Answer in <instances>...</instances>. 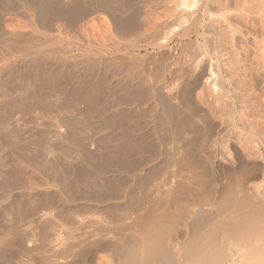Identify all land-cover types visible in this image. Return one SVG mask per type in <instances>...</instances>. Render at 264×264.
Masks as SVG:
<instances>
[{"label":"bare ground","instance_id":"bare-ground-1","mask_svg":"<svg viewBox=\"0 0 264 264\" xmlns=\"http://www.w3.org/2000/svg\"><path fill=\"white\" fill-rule=\"evenodd\" d=\"M147 1L152 2V0H66L65 3H58L57 0H0V8H1L0 10L5 12V14L7 13L13 14V17H14V14L19 13V15L24 18L21 20L28 19L29 22L32 21L33 22V23L31 22L32 25H28V21L26 20L27 24L25 22L26 24L25 26L27 25L32 26L31 28H35L37 26L38 28L36 29L37 31L40 32L41 30H43L42 32L44 33L41 32L42 36L47 35L48 31L49 32L51 30L54 31L53 30L54 27L59 28L61 26L63 27V29L70 28V31L73 30L72 29L73 27L77 29H80V28L82 29L84 25L80 27L78 26L79 25L78 23L81 19H84L86 17L85 15H88V14L90 15L91 13L94 14L95 12H104L110 18V23L109 24L107 23L106 28L109 29V31L111 32L117 33L116 35L128 36L130 34L134 35V33L137 34L138 32H140L139 30L141 28L143 30L145 28H148L146 26L144 28L143 26L144 24L141 25L136 21L138 16L135 15L137 14V12L134 9L136 4L137 5L140 3L145 4ZM168 1H169V4H171V7L173 8H176L177 3H180V0H168ZM208 1L209 0H202L200 8L192 14L188 15L185 13L184 14L181 13L182 15H176L177 12L176 13L174 12L175 14L173 13V15H170V16L167 15L168 18L170 17L175 22L174 23L175 25L177 24L179 25L181 23L187 24V22L193 25V28H192V25L190 24L191 26L189 27L192 28V29L190 28L191 29L190 31L185 32L182 35H179L180 42L184 43V40L187 39L190 45V48L193 45L197 46V48L193 46L195 50L191 49L194 51L190 50V53H188L186 64L179 63L180 62L179 59H177L176 55H174V52L171 49H169L171 47L166 48V44H165L166 41L163 40L164 41L163 42L162 39L160 40L161 38L160 36H162V34L159 35L161 33V31H159L160 32L158 34L159 36L158 35L157 36L160 38H155V36L154 37L152 36L153 37L152 39H157V40L149 41V43L153 42L151 43V45L155 51V57H154L155 60H153L155 64H153L154 70H152L151 75H149L151 79V80L149 79L150 86H148L146 91L144 90L145 92L140 91V90L137 91V89L134 90L130 86V82L129 83L124 82L125 85L124 84L122 85V88H120V91L117 90L118 88L117 89L115 88L118 92L117 91L115 92L113 90H112L113 92H111V90H107L109 91V94H106L104 93L105 91L103 87H102L103 92L100 91L101 88L98 87V86H101L99 85L100 83L103 84V82H100L101 80L99 81L100 83L98 82L99 84L97 83L98 85L97 86L94 84L95 82L92 83V81L91 83L94 85L89 84L90 82L88 83L87 81H90V80H87L86 78L87 81H85V78H84V82L85 83L87 82L88 85L86 83L87 89L84 88L85 83L84 85L82 84L83 86L81 85L83 89L86 90V91H83L84 93L82 92L83 89L80 90V92H82L83 94L81 93L76 94L73 92L74 94H76L74 96L73 93L69 92V94H71L70 97L74 96L76 97V100L86 104V108L83 112L84 116H81V115L79 116V113L81 114V112L83 111V110L81 111L77 109L79 108V106L74 107V108L72 107L75 111L76 110L78 111L75 114L71 112L68 113L69 111L68 112L62 111L61 113L59 112L61 115L59 116L57 114L56 116H54V118L58 116L59 118L56 119L53 122V124H51L52 121L50 119L48 120L50 121V124L53 126V128H55V130H49L51 125L46 120L47 118L45 119L44 117L45 116L48 117V115L50 116L53 115L54 112L56 113L55 110H59V111H61V109L67 110L65 109V107L68 108V106L63 104L64 107H61L62 104L60 105L59 102H58L59 105L57 106L56 105L57 103L55 104V102L51 101L50 98L55 97V96H52L50 98L48 97L49 91L47 92L45 90L47 88L45 87V85L44 86L42 85V82H44L43 84H45V80L49 79L48 77L52 76L53 74H57L58 76L57 75H54V76L58 78L60 75L59 72H61L63 69L65 70L69 69V71L70 69L78 70L79 69L78 65L80 64V62L82 61L84 62L85 60L83 59H86V60L88 58L90 59L91 55H96L97 57H99L98 55L101 56L102 54L109 55V53L113 52V50L117 51L118 48L116 45H115L116 47L114 45L113 46L112 45L95 46V45H92L93 43L90 44L91 42L90 43L88 42L86 44L82 43L80 45L78 44L79 46L75 45L74 48H71V46L68 47L71 44H69L68 46L66 45L69 42L68 41L65 44L66 45L65 47H68L66 51L60 52L57 56H51L49 53H45L44 51L45 49H48L49 46H47L44 49L45 46H43L42 48V46L37 45V44H41L43 39H40L41 40L40 41L37 38L38 40L37 41L35 40V42H38L36 44L38 47L33 45L32 47H35V48H32L31 47L32 43L30 44V42L33 40V38L32 39L30 38L32 37V35L29 37L26 36V34L22 35L23 31L20 32L22 36L20 34L19 35L17 34L18 36H21V37H24V36L27 37L26 40H22V38H20L22 40V41H20V39L18 40L20 41V43L21 42L23 43V41L25 43V41H28V39L30 38V40L26 42L30 44V48L24 45L25 47H28L27 48L28 50L29 49L30 50L27 51L26 49V51H24L22 49L23 51H21L20 49L23 48L22 46L19 49L20 50L19 52H21L19 54L17 47H15L17 50L16 52L19 55L17 54L18 57L16 55L17 58L14 57V59L12 58L13 56L10 57L12 62L10 63L9 61V63L11 65L9 64H6V65H8L9 67L15 65L17 68L18 66H20L27 73H29L30 70L35 69L36 73L38 74L35 75L36 73H34L35 76L31 77V75H33L31 73L35 72V71H32L30 74H28L30 75L28 77H30L31 80L34 77H36L34 80L36 79H39V80L34 81L35 85H32L33 81H31L32 82L31 83L29 79H27L28 82H30V85H32L30 87H33V86L34 87L31 89L29 88L27 89L23 87V85L20 83L23 82V78L27 77V75L25 76L24 74L25 72L21 70L23 72L22 75H24V77L22 76L23 78L21 77L22 82H20V80L16 81L17 79L15 80V82H18L19 83L18 85L20 86L22 85L23 88L18 86L17 83L15 84V82L14 84L17 85V88L20 87V89H23V90L22 91L19 90L20 93L18 95L15 94L18 98V101L14 100L16 96L14 98L12 97L13 94H11V97L14 98L13 100L15 101L16 106L15 105H14L15 107L12 106L13 108H11L10 111L12 112V109L18 106L19 108L22 107V110L21 111L19 110V114L21 112L24 113L23 109L25 108L27 109L28 107H29L28 109H30L31 107H33V105H36L33 108L36 107L35 109L37 110H38V106H40L41 108H43V110L47 109V110L52 111V113L49 111L51 114H48V115H46L47 113L46 114L44 113L45 115H42L43 113L40 114L45 119V120L42 119V117H41L42 120L40 119L42 123L44 120L45 127L48 126L47 124H49L50 126L47 127V129L49 128L48 129L49 131H46V130L44 131L43 130L44 128L40 129L42 133L40 134L39 139H38L40 140V142H44V143L47 142V139L50 140L52 138L54 140V143L52 144H50L49 142L47 143L48 147H46L47 144L44 145L45 147H42V145L39 144L41 145L39 147L40 149L43 148L44 151L47 149L46 151L48 154L49 153L51 154L52 159L50 158H49L50 160L40 159L41 161L38 162V164L40 163L39 165L44 171L45 170L47 172L49 171L53 177L55 176L58 178L59 181L58 180L57 181L59 183L57 184H60L59 185L60 189H58L59 186L55 187V189L57 188V190L61 192V194L60 192L58 194L59 195L58 199L60 196H62L67 205H62V203H59L60 201L57 202V200L54 199L53 194L50 195L51 193H53V191L50 192L51 189L50 191H48L49 193L45 192L47 195L45 194L43 195V193L39 195V193L38 194L36 193L32 196L31 194L32 197H30V202L28 204H26L25 202H21V203L26 204L23 210L27 211V214L29 215H31L32 212L34 213V211H36L40 206L42 207L44 204H46L47 206L49 205L48 207H45V208H52L53 210H56L57 214L56 215L54 214V215H55L56 220L58 218V221L50 220V219L43 221L44 218H47L48 216L51 217V214H53L52 212L54 211H52L51 214H49L46 217L45 215L39 216V217L37 216L36 220L32 219L33 217L36 218L33 214L31 216L32 218L30 217L31 220L37 221L39 219L37 221L38 225L36 224V222L34 223L37 227L36 226L34 227V224H33V228L34 229L36 228L37 231L35 230L34 231L32 230L33 232L29 231L30 233L27 234V236H26V233L25 234H22L23 232L19 233L18 232L19 228L17 230L14 229L18 225L14 228L9 227V222L7 221L8 225L6 226H8V228H5L4 227L5 225H2L3 229L2 227L0 228V261H4V262L11 261L13 263V260H14V263H15V259L16 260L18 259V257L15 258L16 257L15 254H16L17 256L19 255V257L21 255H22L21 257L25 256L26 262L22 260V258L21 260L20 258L18 259L19 261H22L21 264L23 263V261L25 262L23 264H264V192L260 194L254 188V186L250 185L251 176L255 174L256 172H258L257 170H259L257 168L258 166L256 167L257 164L250 166L245 162L242 163V161L241 162L239 161L240 165H238V167L229 169L217 163L214 164V162H210L208 160L210 157L209 154H207L206 156L204 155L205 159H203L204 160L203 161L201 158V155L199 156L198 154L200 152H197V151H201V149L198 150V148L205 146L208 143L209 139L211 140L212 138V142H214L220 139L221 137H228L232 129L234 128L232 114H228L225 117H222L218 120L213 119L214 121L211 122L209 120L211 118L208 119V117H206L207 115L205 114L206 115L205 116L200 111V107L198 108L196 106L197 104L194 102V98L197 94L198 88L202 85L209 84L211 81L210 74L206 71L204 65L199 66L198 69L192 68V65H193L192 63L196 61L197 57L201 55L205 57L206 59H210L211 57L215 58L216 62H218L217 66H219L221 68L220 70H223L224 72V64L222 63V60L218 58L217 53L216 54L210 53L205 48V45H204V31L201 28L204 24L205 18L209 15ZM149 2H147V4ZM18 9H19V12H18ZM3 12L2 14H4ZM57 19H62L64 21V24L63 25L61 24L60 26L58 25L59 26L58 27L56 24H54L55 20ZM139 20L140 22H142L141 19ZM172 20H171L172 24L170 23V21L168 22V20L167 22L170 23V26L171 25L175 26ZM158 21L161 23V20L158 19ZM165 21L166 20H164V22ZM33 24H35L36 26L34 25L33 27ZM8 25H9V29H11L10 28L11 25L10 24ZM20 25L21 24H18V25L16 24L13 26H20ZM165 26L166 25L162 24L163 29L164 28L168 29L169 26L168 25L167 27ZM181 26H178V27H181ZM187 26L188 25L186 26L183 25V28L181 29H185V28L189 29V27ZM4 27L3 28L0 27V36L1 35L5 36L4 34L6 33V31L4 30H8ZM90 27L93 28L94 26L92 25ZM15 28L16 27H14V29ZM149 28H150V25H149ZM27 30L28 29H26V32L24 31L23 34L31 32V33H28V35H30L36 32L35 29L32 32L30 27H29L30 31L28 30L27 32ZM63 31L65 30H62V32ZM157 31L155 32L157 33ZM11 32L13 33L14 31H11ZM39 32L38 34H40ZM8 33H10V31ZM14 33L12 35H14ZM38 34L34 36V39L38 37L37 36ZM92 35L93 34L91 35L87 34V36H90V38L92 37ZM0 38H3V37H0ZM12 38L10 37L11 40H13ZM96 38L97 37H95V39ZM5 40L6 38L2 40V42H4L3 45L5 44ZM50 41H53V40H49V42ZM54 42H56V40ZM65 42L61 41V43L60 42L59 43L61 45L62 43L64 44ZM11 43H14V40L11 41ZM15 43L18 44L16 39H15ZM0 44L2 45L1 41H0ZM52 44L54 43H51L50 47ZM180 45L181 43L179 44V46ZM73 46L74 45H72V47ZM6 47H9V46H6ZM11 47L12 48L10 49L7 48L5 50H11L13 49L14 46H11ZM57 47H58V44H57ZM118 47H119V50H121L120 44ZM119 50L117 52H119ZM123 50L124 49L122 48V51ZM127 50L128 49H125L124 53H131L130 51H127ZM75 51H77V53H75ZM14 52H15V49L13 53ZM9 53L10 52L6 54L4 51L3 53L5 54L4 57L6 55L8 56ZM41 53L45 54V56H43ZM40 54L41 56H39ZM135 54H134V57H135ZM109 56L108 58H110ZM4 57L0 58V62L4 59ZM132 57H129V58H132ZM118 60H121V58ZM88 61H85V63ZM4 62L6 61L4 60L2 63ZM2 63L0 64L3 65ZM85 63L83 64L85 65ZM88 63L86 64L88 65ZM132 64L134 65V63ZM13 67H11V70ZM6 68L5 70H7ZM130 68L128 67V69ZM67 72H65V74L69 75L67 74ZM74 73L75 71H73L72 74L70 73L71 78H73L74 76H77V74L75 75ZM4 74L5 72L3 73V75ZM148 74H150V72ZM1 75L2 73L0 72V77ZM83 76L85 77V75ZM5 78L9 79V77H5ZM5 80L4 82H6ZM52 80H55V79H52L50 77V80H48V82L49 81L52 82ZM55 81H53V83H55ZM2 82L0 83L1 85H2ZM24 82H25L24 84H26L27 81L24 80ZM8 83H10V81L8 82L7 80L6 85H9ZM81 83H83V81ZM10 84H12V82ZM77 84H78V87H80L79 85L80 83H76L75 85ZM28 85L29 83L27 84V86ZM58 85L59 83L57 84V88H62ZM94 86L98 87L97 90H96V87ZM78 87H76V89ZM74 89L75 88L71 90H74ZM61 90L59 89V91ZM77 90L79 91V89ZM62 92L64 94V91ZM8 94L10 93L8 92L7 94H5V96L7 95L6 97H8ZM215 94L217 95L216 97L218 98H225V99L230 98L228 85L225 80L223 82V85H220V87L215 91ZM110 95L114 96V100L110 97ZM11 97H8V98L10 99ZM70 97L68 98L72 99ZM98 97L102 98V100L105 103L104 105L102 104L103 101H101L100 99L99 100L101 101L102 105L101 104L100 106L98 105L99 101L97 102L98 104L95 103L96 102L95 99H98ZM109 97L112 99L113 102L121 103L120 105H123L122 103H127L128 105V101L131 97H136V98L146 97V101L151 105L153 104L152 106H154V108L153 107L152 108L154 109L155 112L153 111L154 115L152 119H150L151 127L150 126L148 128L145 127L147 128L145 129L143 128L144 126L141 127L140 125L141 128L137 127L139 128V130H137V133H133L134 131L132 130L131 127H134V126L130 124H127L128 126L125 125L127 122L124 123V121L128 119V117L126 119V116H128L127 114L128 110L125 112L124 111L125 109L119 112L117 111L118 113L116 112L117 114L115 116L112 114L109 117L107 116V118L103 120L104 124L102 122H101L102 124L99 123V125L100 124L103 125V129L105 127L104 131L107 128L110 131L103 132L104 134L103 133L102 135L100 134L101 136L98 134L97 136H99V138L97 137V139H94L95 140L94 142L91 141L93 139L90 140L94 144L96 142V148H99V150L101 149L100 150L101 155L98 154L99 157L98 155L97 157L100 158L99 161L102 162L101 164H103V166L100 165L101 168L99 166L97 167H99L100 170L103 168L105 172L107 173L109 169L108 166H109L110 169H112V171H114L115 173L116 172H118L117 174L121 173L122 177L115 176V175L110 177L111 176L110 175L109 177L104 178L102 180L100 179L96 180L95 178L96 175L94 171H92L93 173L86 172L85 169L87 167L82 168V167L77 166L75 168L74 166H72V165H75L72 159L78 161L80 164H83L84 161L86 160H89V161L91 160L92 163H94L93 162L94 159L96 160L97 157L96 155L94 157V154H93L94 152L93 153L91 152L93 154V156H91L92 154L89 153L88 151L89 147L87 146V144L90 145L91 142L87 141L88 143L86 144L85 138L89 137L90 134L86 136L87 131L85 128H88L90 125H96L97 123L94 124L93 123L94 120L91 122L90 117L93 116L94 112H92L93 113L92 115L88 116L86 114V111H89V110H95V111L103 110L104 111V109L108 107L107 102L109 101L108 100ZM53 99H55L56 101V97ZM3 100H7V99L4 97ZM3 100L1 101L2 103L5 104L6 101L3 102ZM12 101L11 103L14 104V101L13 102ZM113 102L112 104L110 102L109 104H111L112 106L111 105L109 106L115 107L113 105L115 103ZM228 102H230V100ZM7 105L8 104H5L3 106L5 107ZM11 105H9V107H11ZM3 106L1 105V107ZM59 106L61 107V109L58 108ZM71 106L72 104L70 105V108ZM4 107H3V111L5 112L8 106L5 107L6 108L5 110H4ZM72 108L70 110H73ZM16 109L18 110V108ZM16 109H14L13 113L16 112ZM0 110H2V108ZM105 110H108V108ZM7 111L8 109L6 110V112ZM103 111H101L100 113L104 114L105 112H107V111L105 112ZM39 112H43V111H39ZM39 112L37 111V113ZM63 112H65L66 114L68 113L69 115H66ZM16 113H18V111ZM23 113H21L22 116L26 114V113L25 114ZM30 113L31 112L27 113V115H31ZM100 113L98 114L100 115ZM85 114L86 116L89 117V119L88 117H85ZM1 116H2V113H1ZM5 116L3 117L6 118L5 121H7V120H10V118L13 115L11 117L8 115L9 119H7L8 117H5ZM36 116H39V115H36ZM25 117L26 116H24V118ZM30 117L31 116H28V119ZM34 118L36 119V117ZM51 118L53 119L52 116ZM11 119H15V117H12ZM18 119L20 118L18 117ZM37 119L39 120V118ZM34 120H31V121L28 120V122L33 121L31 125L29 124L32 128L35 127V126H32V124H34L35 122ZM3 121L2 123L0 122V124L1 125L3 123L5 124L2 125L3 127H1L0 125V128H3L0 131H3L1 133H5V135L7 136V137L3 136L4 139L7 138L6 139L7 141L5 140L7 143L3 146H7V149L13 150V143H18L20 145L19 150H16L15 152L19 151L18 154H20L21 157L25 156L24 160H26V156H27L26 154L28 150H30L29 148H31L34 145L33 144L34 140L32 141L31 139H28V140H31L30 143L31 142L33 143H31L32 144L31 147L30 145L26 146L25 142H28V141H26V139H24L22 136L24 133H25L24 136H27L26 132L22 130L24 132V133L22 132L23 134L17 133L19 136L21 135L20 137L18 136L19 138L22 137L21 139L22 140L24 139V143H23L21 139L18 140L19 138H16L17 135H15V132H14L15 130L13 131L14 126L13 127L9 126L12 122L7 123ZM46 121H47V124H46ZM19 122L18 124L20 123L22 124V122L20 123ZM41 122L39 121L38 123H41ZM147 122L150 123V121H147ZM129 126H131L130 127L131 130ZM40 127H42V125ZM61 127H63V130H64L63 132H61L62 130ZM109 127L112 128V130ZM38 128L36 127V129ZM84 129L86 131V135H85L86 137L81 134L84 131ZM98 129L94 131L95 132L100 131ZM16 131L21 132V130L19 129H16ZM49 132H52V134L49 135L50 134ZM93 135L92 136L96 138L95 133ZM27 137L31 138L29 136ZM80 138L81 139L83 138V139L81 140ZM88 139L89 138H87V140ZM0 141H3V140L0 139ZM35 145L33 146L34 149L36 147V149L38 150L39 149L37 147L38 145L37 146ZM14 147L16 149V144H14ZM7 149H4V150H7ZM4 150L1 149V151H4ZM203 150L201 151L202 154H203ZM38 152L40 151L38 150L37 152H31V153L38 154ZM5 153H7V151H5ZM144 154H147V155H144ZM59 157L60 158L63 157L64 159H71L72 167L71 168L61 167L58 163ZM152 158L158 159L160 161L156 164H152L151 167L144 168L142 174L136 175L137 174L135 173L136 169H138V167H142V165H147L148 163L146 164V162H148L150 159L153 160ZM206 159H207V162H209V164H206V161H205ZM33 161L31 160L32 164L33 163L35 164V162ZM89 161L88 162L86 161L85 163H87L88 165ZM67 163L69 164V160ZM97 163L96 165H99ZM89 165L91 166V163ZM96 165H93V166H96ZM210 165L211 167L215 168V171H216L215 173H213L214 171L213 169H211ZM97 167H94V168H96L97 170ZM105 167L107 168L105 169ZM209 167L213 172L209 169ZM140 169L142 168H139V170ZM40 172H42V170H40ZM214 174L216 175L214 176ZM49 178L51 179L52 177H49ZM11 179L9 178L8 182ZM156 179L158 182L162 181V184L160 185H158V183L153 184V182H155ZM4 180H6V178ZM52 180H53V183H55V180L54 179ZM19 184H21L20 186H22L23 182ZM151 184H153L152 185L153 187L151 186ZM12 185L14 187V184ZM154 185H158L161 187L155 188ZM80 186H83L87 190H90V191L88 192L86 191L87 193H83L80 195V193L78 194L80 190L79 189ZM24 188H27V187L25 186ZM257 189H258V186H257ZM58 191H56V193L54 194H57ZM151 191H154V193L152 194ZM79 198L81 200L82 198L83 199L85 198V200H91V201L93 200L94 203H96L95 201H98L99 202L98 204H100V202H105V204L103 203V206L100 205V206L95 207L96 208L95 213L91 214L90 217L91 218L94 217L96 220L93 218L90 221L89 216L87 217L89 218L87 220L92 222L91 227L88 225L90 227V229L88 230L86 229L88 227L86 224L87 220L83 219V222L86 224L84 225L82 223V220H79L80 218L78 217L79 218L78 219L76 217V219L80 221L81 224H83L82 225L83 228L87 226L85 229L81 228L82 227L81 225L80 226L78 225L79 222L75 224L73 222V218L79 215V213H76V212L81 210V208L82 209L85 208V206H82L78 202ZM112 199L115 201L116 199H118L119 201L117 200L118 202L116 201L117 203H115ZM110 200L114 202V205L108 204L106 202ZM75 202H78L79 204ZM9 205L10 204L8 203V208H9ZM11 206L10 208L13 209ZM16 207L18 208V206ZM16 207L14 206L13 211L17 209ZM5 208L7 207L5 206ZM90 208L93 209L94 207L92 206ZM20 210L21 208L20 209L18 208V211L17 210L15 211L17 212L16 214L17 217L19 216L18 214L20 213ZM46 210L47 209H45L43 213L44 212L46 213ZM5 211L8 212L9 209ZM25 211H23L22 213L28 216L27 214H25L26 213ZM89 211H91V209ZM10 212H8L7 214L11 215L9 214ZM37 213L39 214L42 212L40 211ZM38 214H35V215H38ZM94 214L103 215V217H100L98 215L99 216L98 218V216L97 215L94 216ZM26 216L24 217L26 218ZM28 217L26 219L27 221H28ZM23 218H20V219L23 220ZM55 222L56 223L58 222L57 226H59L60 222H64L65 224L61 223L62 227H66L68 226L67 224H70L69 226L70 228L66 227L63 232H60L59 231L60 229L63 230L60 226L58 230L59 233L56 234V232L58 231L57 229H56V232L54 231L56 227ZM3 223H5V221ZM26 225L29 226L32 224L28 222V224L27 223L24 224L25 227H28ZM21 229H26L27 231L28 228L21 227ZM50 230H53L54 232L52 233V231ZM49 232L52 233V235L50 233L51 236L48 235ZM53 234L56 235L55 238L52 237L54 236ZM24 240L27 241L25 245L22 243ZM32 258H34V260ZM7 263L9 264V262Z\"/></svg>","mask_w":264,"mask_h":264},{"label":"rangeland","instance_id":"rangeland-1","mask_svg":"<svg viewBox=\"0 0 264 264\" xmlns=\"http://www.w3.org/2000/svg\"><path fill=\"white\" fill-rule=\"evenodd\" d=\"M201 1L202 0H182V1L180 0V3H177L176 8L171 7V4H169V1L168 0L167 1L166 0H154V1L152 0V2L151 1L150 2L147 1V2H149L148 4H147V2L145 4L144 3H140L138 5L136 4V6H135L136 8L134 7L135 11L138 14V15L135 14L136 16H138V18L135 17V18H137L136 21L139 24H141V25L144 24L143 25L144 28H145V26L149 28V25H150V28L149 29L148 28H145L144 30L141 28L139 31L140 32L143 31V32H141V33L138 32L137 34L134 33V35L133 34H130L128 36H119V35H116L117 33H114V32L109 31V29H107L106 27H107V23L108 24L110 23V18L104 12H95L94 14L91 13L90 15L89 14L88 15H85L86 17L84 16L85 18L84 19H81L79 21V23H78L79 24L78 26H80V27L84 25L82 27V29L79 27L81 30L80 29H77V28H74V27L72 28L73 30L71 29L72 31H70V28L63 29V27H61L60 25L61 24L63 25L64 24V21L62 19H57V20H55L54 24H56L57 26L59 25L61 28L59 26L58 27L60 29L57 28V27H54V29H53L54 31H52V30L50 32L48 31V34L51 35V36H49L48 34H47L48 36L47 35L42 36L41 32L43 30H41L40 32L37 31L36 29H38V28H37V26L35 24H33V27H34V25L36 26L35 28H31L32 26H28V25H32V23H33L32 21L29 22L28 19L21 20V19H24V18L21 17L19 15V13L14 14V17H13V14H11V13L5 14V12H3V11L0 10V13H1L0 14V27L3 28L5 26L4 28L8 29V30H4V31H6V33L4 34L5 36H2V35L0 36V37H3V38H0V41L2 43V45L0 44L2 46V48L0 46V58L1 57H4V55H5V54H3L4 51H5L6 54H8V52H10L9 55H8L9 57L6 55L7 57L5 56L6 58L4 57V59L0 62V63H2L4 60L6 61V62L2 63L3 65L0 64V72L2 73V75L0 77V83L3 81L2 82V85L0 84V104L2 106L5 105V104H8L7 105L8 107L5 106L8 109L7 112H6L7 109L3 106L4 107V110L6 109L5 110L6 113L3 111V107H1V105H0V109L2 108V110H0V116H1V113H2V116L0 117V122L2 123L3 120L4 121L6 120V118H4L3 116L6 115L5 117H8L7 119H9V116L11 117L13 115L12 117H15L16 120L15 119H11L12 118L11 117L10 120H7L5 122H7V123L8 122H10V123L12 122L13 123V124L11 123L12 125L10 124L9 126H11V127L14 126L13 131L15 130L14 131L15 132V135H17L16 138H19L21 136V135L19 136L17 133L23 134L24 132H26L27 136L31 137V138H28L27 136H24L25 133L22 135L23 138L26 139V141H28V142H25V145L26 146L30 145V147H31L32 146L31 143L34 142L33 144L35 145L37 143L35 146L38 145L37 146L38 148L41 145H42V147H45L44 146L45 144H47L48 142L50 144H52V143H54V140L51 138L50 140L47 139V142L46 143L40 142V140H38L40 134L42 133L40 129H43L44 128L43 129L44 131L45 130L46 131L55 130V128H53V126L51 124H53V122L56 119L59 118V116L61 115L60 113L62 111H65V112L66 111L67 112L69 111L68 113L71 112V113H74L75 114L78 111L77 110L75 111L73 108L79 106V108H77V109L78 110H81V111L83 110L81 112V114L79 113V116L80 115L81 116H84L83 115L84 114L83 112H84V110L86 108V104L83 103V102H80V101L76 100V97H74V96L76 94H80V93L83 94L84 93L83 91H86L85 89H87L86 86L88 85L89 82H90L89 84H92V83L95 82L94 84L97 85V83L101 80L100 82H103V84H101L99 82L100 84L99 83L98 84L101 85V86H98V85L97 86L99 88H101L100 91H102V92H103V89H104V91H105L104 93H106V94H109V91H107V90H111V92H113V91L116 92L117 90L120 91V88H122V85L124 84V82L125 83H129L130 82V86L134 90L137 89V91L138 90H140V91H144L145 90L146 91L147 88H148V86H150L149 85V83H150V81H149V79H150L149 75H151V71L154 70V65L153 64H155V62L153 61V60H155V58H154L155 57V51H154V49L152 48V45H151V43H153V42L149 43V41H152V40L155 41V40H157V39H152L154 36H155V38H160L161 37L160 40L162 39V41L163 40L166 41L165 42L166 48L171 47L169 49H171L174 52V55H176V58L179 59V61H180L179 63L186 64L188 53H190V50L191 49H194V47L197 48V46L196 45H193L194 47L192 46L193 48L192 47L190 48V45H189L187 39L184 40V43L183 42H180L179 41V37H180L179 35H182L183 33L190 31L193 28V25L191 23H189V22H187V24L181 23L179 25L178 24L175 25L174 24L175 22L170 17L168 18L167 15L168 16L173 15L174 12L175 13L177 12L176 15H182L184 13L185 14H188V15L189 14H192V13H194L195 11H197L200 8ZM57 2L58 3H65L66 0H64V1L57 0ZM19 9H21V8H19ZM19 9H18V12H19ZM208 10H209L208 11L209 15L205 18L204 24H203V26L201 28L204 31V45H205V48L210 53H212V54L213 53H215V54L217 53L218 58H220L222 60V63L224 64V72H223V70H220L221 68L219 66H217V63L218 62H216L215 58L211 57L210 59H206L205 57H203L201 55L198 56L197 59H196V61H194L195 63L194 62L192 63L193 64L192 65V68L193 69H195V68L198 69L199 66L204 65L206 71L210 74L211 81H210L209 84L202 85V86H200L198 88L197 94H196V96L194 98V102L197 104L196 106L198 108L200 107V111L204 115L205 114L207 115V116L206 115L205 116L208 117V119L211 118V119H209L211 122L214 121L213 119L218 120V119H220L222 117H225L228 114H232L234 128L232 129V131H231V133H230V135L228 137H221L220 139H218L217 141H214V142H212V138H211V140L209 139L210 142L208 141L209 144L207 143L205 146H203L204 148L203 147H201V148L199 147L198 150L201 149V151H202L204 149L203 150V154H202L201 151H197V152H200L198 154H199V156L201 155L202 160L205 159V156L207 154H209L210 157H209L208 160L210 162H214V164L217 163V164L222 165V166H224L226 168H229V169L230 168L238 167V165H240L239 164V161L240 162L242 161V163L245 162V163H247L250 166L251 165L253 166V165H256L257 164L256 167L258 166L257 168L259 170H257L258 172L255 173L256 175L253 174L251 176L250 185L254 186V188L257 190V192L261 194V193L264 192V0H209L208 1ZM2 12L4 14H2ZM20 12H21V10H20ZM165 13H166V15H165ZM139 19H141L142 22H140ZM158 19L161 20V23L158 21ZM26 20L28 21V25L27 26H25L27 24ZM164 20H166L165 21L166 24H165ZM167 20H168V22L170 21V23H171V20H172L173 21V24L175 26H173V25L170 26V23H168ZM23 21H24V23H23ZM101 21H102L103 24L101 23ZM25 22H26V24H25ZM29 23H31V24H29ZM8 24L11 25L10 26L11 29H9V25ZM16 24L17 25L18 24H21V25L20 26H13V25H16ZM98 24H99V26H98ZM162 24L163 25H166L165 27H167V25H168L169 26L168 29L167 28H164L165 29L164 30L162 28ZM190 24L192 25V28L189 27V26H191ZM92 25L94 26L93 28L90 27ZM183 25L184 26L188 25L187 27H189V29H186V28L185 29H181V28H183ZM156 26H157V28H156ZM178 26H181V27H178ZM14 27H16V28L14 29ZM29 27L32 30V32L34 31V29H35L36 32L33 33V34L28 35V33H31V32H28ZM87 27L88 28L90 27V28L88 29ZM102 27L103 28L105 27V28L103 29ZM177 28H178V30H177ZM26 29H28L27 30L28 33H24L23 34L24 31L26 32ZM67 29H69V30H67ZM92 29H93L94 32L92 31ZM39 30H40V28H39ZM62 30H65V31L62 32ZM9 31H10V33H8ZM11 31H14V32L16 31V32L15 33L13 32L14 35H12L13 33ZM21 31H23L22 32V35H25L26 34V36H28V37L32 35V37H30L31 39L33 38V40L30 42V44L32 43L31 44V47L33 45H35L36 47H38L37 45H40V46H42V48H43V46H45L44 47V49H45L47 46H49L48 49H45L44 51H45V53H49L51 56H57L60 52L66 51L68 49V47H70V46H71V48H74L75 45L76 46H79L82 43H85L86 44L88 42L89 43L91 42L90 44L93 43L92 45H95V46H97V45L98 46H100V45H102V46H108V45L109 46L110 45L113 46L114 45L115 46L116 45L117 48H118V50H119V47L118 46L120 44V49L121 50H119V52H117L118 50L117 51L116 50H113V52L109 53V55H111V54L114 55L115 54L114 56L113 55L109 56L108 54H105V55L102 54L101 56L98 55L99 57H97L96 55H91L90 56L91 57L90 58L91 60L89 58L87 60L86 59H83L85 61L90 60L88 62L91 65L88 62H86V63H88V65H87L85 63V61L84 62L82 61L83 63H85V65L82 62H80V64L78 65L79 69L77 68L78 70H73V69L71 70L70 69V71H69V69H66V70L63 69L61 72H59L61 76L59 75L58 78H56V76H54V75H57V74H53V75L51 74L52 76H50V77L52 79H55L56 81L55 80H52V82L51 81L48 82V80H50V77H48L49 79H46L45 80V84H43L44 82L41 81L42 82V85L43 86L45 85V87L47 88L45 90L47 92L48 91L50 92V93L48 92V97L49 98L52 97V96H55L56 97V101H55V99H53L55 97L50 98V100L53 101V102H55V104L57 103L56 104L57 106L59 104L60 105L62 104L61 107H64L63 104H65L66 106H68V108L65 107V109H67V110H62L61 107L59 106L58 108L61 109V111L55 110L56 113L53 110V112L55 113V114L53 113V115H51L53 117V119H54L53 120L51 118V116L48 115V114H51L52 113L51 110H47V109L46 110H43V108H41L40 106H38V110H37V109H35L36 107L33 108L36 105H33V107H31L33 109H31V108L28 109L29 107L27 109L26 108L23 109L24 113L23 112H21V113H23V114L26 113L24 115L26 117L24 118V116H22L21 113L19 114V110L21 111L22 110V107L19 108L17 106L16 108H18V110L16 108H14V109H16V112L18 111V113H16V112L13 113L14 109H12V112L10 110H11V108H13V107L16 106L14 100L18 101V98H17L16 95H18L20 93L19 90L20 91L23 90V89H20V87H22V85H23V87H25L27 89L28 88L31 89L34 86L33 87H30V86L35 85V82L34 81L39 80V79L34 80L36 78V77H34L31 80V78L28 77V76H30L28 74H30L32 71H35V69L34 70H30V72L27 73L20 66H18V68H17L15 65H13L14 67L13 66H10L9 67L8 65H6V64L11 65L10 63L12 62V60H11L10 57L13 56L12 57L13 59H14V57L17 58L18 55L21 53V52H19L20 50L21 51H23V50L26 51V49L28 47L30 48V44L29 43H26V42H28L30 40V38L28 39V41H25V43H24V41H23V43L21 42L22 44L20 43V41L26 40V38H27L26 36H24L25 39H24V37H21L22 36L20 34ZM155 31H157V33ZM159 31H161V33ZM38 32L40 34H38ZM42 33H44V32H42ZM61 33H63V34L65 33L64 34L65 36L63 34H61ZM15 34L16 35L17 34L18 35L20 34L21 36H18L17 35V37H18L17 38ZM36 34H38L37 35L38 37H36L34 39V36H36ZM87 34H89V35L93 34L94 36L92 35V37L90 38V36H87ZM158 34L159 35L162 34V36L158 37L159 36ZM58 35H60V36H58ZM46 36L48 38L49 37L50 38L48 39ZM52 36L54 38L57 36L55 38L56 42H54L55 40H54V38ZM10 37L11 38L13 37L12 39L14 40V43H15V39H16V41H17L18 44L11 43V41H13V40H11ZM95 37H97V38L95 39ZM5 38H6L5 44L3 45L4 42H2V40H4ZM20 38H22V40ZM37 38L39 40L40 39H43L42 40V43L40 42L41 44H37L38 42H35V40L36 41L38 40ZM19 39H20V41H18ZM64 39H65V41L66 40L67 41L65 42ZM177 39H178V41H177ZM44 40H46L47 42L44 41ZM49 40H53V41H50V42L51 43H54V44L56 43V44L55 45L52 44L53 47H52V45L50 47V44L51 43L49 42ZM61 41L62 42H65V43L64 44L62 43L60 45ZM46 43L49 44V45H47ZM180 43H181V45L179 46ZM27 44H29V45H27ZM44 44H46V45H44ZM57 44H58V47H57ZM65 44L67 46L69 44H71V45H69L68 47H65L66 46ZM24 45L25 46H28V47H25ZM72 45H74V46L72 47ZM6 46H9V47H6ZM11 46H14L13 49H11V50H5L7 48L8 49L12 48ZM22 46H23V48H21ZM15 47H17L19 54L16 52L17 50H16ZM63 47H65V48H63ZM173 47H175V48H173ZM32 48H35V47H32ZM122 48L124 50L125 49H128L127 51H130L131 53H124V50L122 51ZM14 49H15V52L16 53L15 52L13 53ZM29 50L27 49V51H29ZM194 50H191V51H194ZM6 51H8V52H6ZM75 53H77V51H75ZM10 54H11V56H10ZM12 54H14V55H12ZM41 54L43 56H45V54H43V53H41ZM41 54L39 56H41ZM49 54H47V55H49ZM134 54H135V57H134ZM16 55H17V57H16ZM116 55H118V56H116ZM126 55L129 56V57H132V56L133 57L132 58H129ZM108 56L110 58H108ZM113 57H115V58H113ZM120 58H121V60H118ZM129 59H131V60H129ZM134 59H136V60H134ZM9 61H10V63H9ZM130 61H132V62H130ZM152 62H154V63H152ZM132 63H134V65ZM86 66H88V67H86ZM11 67H13L12 70H11ZM128 67L129 68L131 67V68L128 69ZM5 68L7 70H5ZM19 68H21V69H19ZM8 70L9 71L11 70L10 73H9ZM21 70L23 72H25L24 73L25 76L27 75V77H25L26 79L23 78L24 75H22L23 72ZM67 71H69V72H67ZM73 71H75L74 74L75 75L77 74V76H74L73 78H71V74L73 73ZM4 72H5V74H4L5 76L3 75ZM65 72H67V74H69V75H66ZM149 72H150V74H148ZM34 73H36V71L31 73V74H33V75H31V77H33V76H35V75L38 74V73H36L34 75ZM83 75H85V77ZM5 77H9V79L8 78H5ZM21 77L23 78V82L21 80ZM78 77H80V78H78ZM2 78L4 80L7 79L8 82L10 81V83L12 82V84L8 83L9 85H6L7 80H5L6 82H4V80ZM18 78H20V79H18ZM84 78H85V81L90 80V81H87L88 83L86 82L87 85L84 82ZM86 78H87V80H86ZM27 79H29L30 82L33 81V83L31 82L32 85H30V82H28ZM15 80L16 81H19L20 80V82H22L20 84H22V85L21 86L18 85L19 83L18 82H15ZM24 80L29 83L28 86H27V84H28L27 82H26V84H24L25 83ZM79 80H80V82H79ZM224 80L227 82V85H228V90H229V94H230V98L229 99L218 98V97H216L217 95L215 94V91L220 87V85H223ZM53 81H55V83H53ZM82 81H83V83H81ZM91 81H92V83H91ZM14 82H15V84L17 83V85L20 86V87L17 88V85H15ZM48 83H49L50 86L48 85ZM58 83H59L58 86H60L62 88H57V84ZM76 83H80L79 84L80 87H78V84L75 85ZM84 83H85V85H84ZM82 84L85 86L84 87L85 89H83V87H82L83 85ZM94 84H92V85H94ZM218 84H219V86H218ZM74 85H75V87H74ZM4 86H5V88H4ZM8 86H10L11 89ZM97 86H94V87H96V90L98 88ZM71 87H73L75 89H76V87H78L77 89H79V91L77 89L76 90L74 89L75 91L74 90H71V89H73ZM102 87H103V89H102ZM115 88L116 89L118 88V89L116 90ZM59 89L60 90L63 89V90L59 91ZM66 90H67V92H66ZM68 90H70V91H68ZM80 90H82L83 93L80 92ZM62 91H64V94H63ZM98 91H99V89H98ZM8 92L10 93V94H8V97H11V94H13L12 97L15 98V96H16L17 99L16 98L14 99V98L11 97L10 98L11 100H10L8 97H6L7 95L5 96V94H7ZM69 92L70 93H73L74 92L76 94L73 93L74 96L70 97L71 94H69ZM4 97L9 102L7 100H3ZM60 97H61V99H60ZM68 97H70L72 99H69ZM110 97L114 100V96L110 95ZM110 97H109L108 100L112 104L113 101H112V99ZM99 99L101 101H103L102 98L98 97V99H95V101H96L95 103H97L99 101L98 102L99 104L98 103L97 104L100 106L101 101ZM1 100H3V102L6 101L5 104L2 103ZM12 100L14 101V104L11 103ZM229 100H230L231 103L228 102ZM109 101L107 102L108 103V105H107L108 107L105 108V109L108 108L109 112H108V110H105V109H104V111L101 110L103 112L107 111L104 114L100 113L101 112L100 110L99 111L98 110H96V111L95 110L86 111V114L88 116L92 115L93 114L92 112H94V114H93L94 117L93 116L90 117L91 118V122L94 120L93 123L94 124L95 123L98 124V125L97 124L96 125H90L88 127L89 129L88 128H85L86 131H87V135H86L85 129L83 131L85 133H83V132L81 133L84 136L85 135L88 136V134L91 135V137H90V135H89V137H87V138H89L88 140H87V138H85L86 136L85 137L83 136L86 139V140L84 139L86 141V144L88 143L87 141H90L91 139H93L91 141L94 142L95 141L94 139H97V137L99 138V136H97L98 134L99 135L100 134L102 135L103 132L110 131V130H108V128L104 131L105 127L103 129V125H101L102 123L104 124V121L103 120L105 118H107V116L108 117L111 116V114L115 116L119 111H122L123 109H125L124 110L125 112L128 110L127 111L128 116H126V119H127V117H128V119L124 121V123L127 122L125 125L130 124V125H132L134 127L136 126L135 128L129 126V128L131 127L132 130L134 131V132L132 131L133 133H137V130H139V128H141L143 126H144L143 128H145V127L148 128L150 126V124H151V120L150 119H152L155 111L153 109L154 106H152L153 104L151 105V104H149L146 101V97L145 98H143V97H139V98L138 97L137 98L136 97H131L129 99V101H128V105H127V103H122L123 105H120L121 103L113 102V103H115V104H113L115 107H111L112 105L109 104L110 103ZM58 102H59V104H58ZM73 102L76 104V106H75V104ZM70 103L72 104L71 108L73 107L72 108L73 110H70L71 109L70 108V105H71ZM102 104L103 105L105 104L104 101L102 102ZM9 105H11V107H9ZM109 105H111V106H109ZM111 108H113V109H111ZM201 108H202V110H201ZM28 110H30V111H28ZM110 110H112L113 112L110 111ZM37 111L38 112L39 111H43V112L37 113ZM45 111H47V112H45ZM29 112H31L30 113L31 115H27V113H29ZM65 112H63V113H65ZM95 112H97V113H95ZM44 113L45 114L47 113L46 115H48V117L45 116L44 118L45 119L47 118L46 119L47 121L49 119L52 121L51 124H50V121H48V123L51 126L49 124H47V121H46V124L48 126H50V129L48 128L49 130L47 129L48 126L45 127V124H44L45 123L44 122L45 119L42 116V115H45ZM63 113H62V115H63ZM68 113L67 114L65 113V114L66 115H69ZM98 113H100V115ZM113 113H115V114H113ZM40 114H42V115H40ZM57 114L59 116L54 118V116H56ZM86 114H85V117H88V116H86ZM32 115H34V116H32ZM36 115H39V116H36ZM28 116H31L32 118L30 117L28 119ZM49 116H50V118H49ZM18 117L20 119H18ZM34 117H36V119L39 118V120L38 119L36 120ZM41 117H42V119H44L43 120V123L41 122V120H42ZM23 118H24V120H23ZM88 119H89V117H88ZM28 120H30V121L31 120H34L35 122H34V124H32V126H35V127L32 128L30 125H31V123H33V121L32 122H28ZM13 121H15V122H13ZM16 121H18V122L20 121V122H22V124L20 122H19L20 124H18V122H16ZM39 121L41 123H38ZM147 121H150V123H148ZM23 123H25L26 125L23 124ZM99 123H101V124L99 125ZM4 124L5 123H3L2 125H4ZM40 124L42 125V127H40L41 126ZM2 125H1V127H3ZM140 125H141V127H140ZM201 126H202V124H201ZM36 127L37 128L40 127V128L36 129ZM137 127H139V128H137ZM15 128L21 130V132L16 131ZM94 128H96V129H94ZM98 128H100V129H98ZM131 128H130V130H131ZM147 128H145V129H147ZM1 129H3V128H0V130ZM61 129H62L61 132H63L64 131L63 130V127H61ZM97 129L100 130V131H98L99 133L97 131L96 132L94 131V130H97ZM110 129L112 130V128H110ZM88 130H90V131H88ZM1 132H3V131H0V136L2 137V138L0 137V139L3 140V141H5L7 139V138L4 139V137L6 135H5V133H1ZM93 132L95 133L96 138L93 137L94 136L93 135L94 134ZM49 133H50L49 135L52 134V132H49ZM37 136H38V138H37ZM21 138H19L18 140H20ZM24 139L23 140L21 139V141H23V143H24ZM28 139H31L32 141L33 140L34 141L30 143L31 140H28ZM3 141H0V143H1L0 144V153H1L0 156H2V157H0V160H2V161H0L1 162L0 163V178L3 175L2 178L0 179V207H1L0 208V212H1L0 213L1 214L0 215V228L2 227V229H3V226L2 225H5L4 227L5 228H8V226H6V225H8V223H7V221H8L9 222V227L14 228V227H16L18 225L14 229L17 230L19 228L18 232L19 233H22L23 232L22 234H25L26 233V236H27V234L30 233L29 231H32V230L33 231L34 230L37 231L36 228L35 229L33 228V224L36 222V224L38 225L37 221L39 219L37 221L31 220V218H32L31 216L33 214H34V216L36 218L33 217L32 219H35L36 220L37 219V216L39 217V216H44L45 215V217H46L49 214H51L52 211L55 212V213L52 212L53 214H51V217L48 216L49 218L48 217L47 218H44L43 221L44 220H49V219L50 220H56L55 219V215L57 214L56 213V210H53L52 208H45V207H48L49 206V205L47 206L46 204H44L42 207L40 206L39 207L40 209L38 208L42 213H39L38 214L37 212H40V211L37 209L36 210L37 212L34 211V213L32 212V214L30 213L31 215L27 214V211L23 210V208L26 206V204H28L30 202V197H32L36 193L37 194L39 193V195L42 194V193H43V195L44 194L47 195L45 192L49 193L48 191H50V189H51L50 192L53 191V193H51L50 195L53 194V197H54L55 200H57V202L60 201L59 203H62V205H67V204H66V202H65V200L63 199L62 196H60L59 199H58V196H59L58 194H59L60 191H58L57 188L55 189V187H57V186L60 185V184H57V183H59L58 182L59 181L58 178L55 177V176L53 177L49 171L48 172L46 170L44 171L40 167V165H39L40 163L38 164V162H40L43 159H45V160L52 159L51 154L50 153L49 154L47 153V151H46L47 149L46 148H45L46 149L45 151H44L43 148H41V149L39 148L38 150L40 152H38V154H37V153H31V152H37L38 151L36 149V147L34 149V147H33L34 145L32 146L33 148L31 147L32 149L28 147L31 150V152H30V150H28V152L26 154L27 155L26 156V160H24V157L25 156L24 157H21L20 154H18L19 151L15 152L16 150H19V146L20 145L18 143H13V150L12 149L9 150V149H7V146H3V145H5L7 143L6 142L7 140L5 142H3ZM92 142H91L90 145L87 144V146L89 147L88 151H89V153H91V152L93 153L94 152L93 153L94 154V157H95V155L97 157L98 154L101 155V152H100L101 149L99 150V148H96V142H95V144L92 143ZM14 144H16V149L14 147ZM39 144H41V145H39ZM46 147H48V144L46 145ZM1 149L2 150L7 149V150L1 151ZM8 150H9V152H8ZM5 151H7V153H5ZM93 154L91 156H93ZM99 155H98V157H99ZM144 155H147V154H144ZM211 157H212V159H211ZM9 158H10V160H9ZM97 158H96V160L94 159V161H93L94 163H92L91 160H90L91 162L89 160H86L87 162L89 161V164L91 163V166L89 164L87 165V163H85L86 161H84L85 164L82 162L84 164L83 165V164H80L78 161L72 159V161L76 165L75 166V165H72L71 159H64L63 157H61V158L59 157L58 158V163H59V165L61 167H65V168H71L72 166H74L75 168L77 166L82 167V168H84V167L86 168L87 167L85 169V171L86 172H90V173H93L92 171H94V173L96 175L95 176L96 180H99V179L102 180L104 178L109 177L110 175H111L110 177H112L114 175L115 176L122 177V174L121 173L120 174H117L118 172L115 173L114 171H112V169H110L109 166H108V168H109L108 169V172L111 171L112 173L111 172L110 173H108V172L106 173L103 168L101 169L102 171L104 170L102 172L100 170V168H101V166H103V164H101L102 162L99 161L100 158H98V160H97ZM158 159H159V157H158ZM158 159H153V160L150 159L149 160L150 163L148 161V162H146V164L148 163L147 165H142V167H138V169H136V171H135V173H137L136 175L142 174L144 168L151 167L152 164L158 163L160 161ZM31 160L32 161L34 160L33 161V162H35V164L33 163L34 165L32 164ZM68 160H69V164L67 163ZM153 161H155V162H153ZM205 161H206V164H209V162H207V159ZM76 163H78V164H76ZM96 163L99 164V165H96ZM93 165H96V166H93ZM97 166H99L100 168L97 167ZM94 167H97V170L98 171ZM210 167H211V165H210ZM210 167H209V169H210ZM106 168L107 167H105V169ZM139 168H142V169L139 170ZM211 169H213L214 172ZM211 169L210 170L213 173L216 172L215 171V168L211 167ZM40 170H42V172H40ZM96 171H97V173H96ZM103 173H105L106 175L103 174ZM8 175H10V176H8ZM215 175L216 174H214V176ZM7 177H8V179L9 178L10 179L12 178L13 180L12 179H11L12 181L9 180V182H10L9 183ZM49 177H52V178L50 179ZM5 178H6V180H4ZM14 179H15V181H14ZM52 179L55 180V183H53V180ZM14 182L16 183V185H15ZM22 182H23V185L20 186L21 184H19V183H22ZM160 182H158L157 179H156V181L153 182V184L154 183L155 184L158 183V185H160V184H162V181H160ZM6 184H8V185H6ZM12 184H14V187H13ZM153 184H151V186ZM18 185H19V187H18ZM158 185H154L155 188L161 187V186H158ZM25 186L27 188H24ZM257 186H258V189H257ZM11 188H13L14 190L11 189ZM17 188H19V189H17ZM46 189H47V191H46ZM58 189H60V186L58 187ZM79 189L80 190H79L78 194L80 193V195L83 194V193H87L88 191H90V190H87L83 186H80ZM54 190H55V192H54ZM56 191H58L57 194H54V193H56ZM151 193L153 194L154 191H151ZM28 194H30V195H28ZM31 194H32V196H31ZM60 194H61V192H60ZM16 196H17V198H16ZM56 197H57V199H56ZM80 198H79V201L78 202L82 206H85V208H83V209L81 208L82 211L79 210V211L76 212V213H79V215L77 214L78 216H75L74 217L75 220L73 218V222H74V224L77 223V222H79V224H78L79 226L80 225L82 226L83 224L84 225L87 224V226L89 225L91 227L92 222H90V221H91V219L94 218V217H92V218L90 217L91 214L95 213V209H96L95 207L100 206V205L103 206V203L105 204V202H100V204H98L99 202L98 201H95L98 204L97 205L96 203L93 202V200L92 201L91 200H85V198L84 199L82 198V200H81ZM112 200L106 201V202L108 204H111V205L113 204L114 205V202L117 203L119 201L118 199H116V201L118 200L117 202L115 200H113L114 201L113 202ZM14 201H16V202H14ZM21 202H25L26 204L25 203H21ZM78 202H75V203H78ZM8 203L10 204L9 205V208H8ZM72 203H74V202H72ZM84 203H85V205H84ZM95 204H96V206H95ZM5 206L9 209L8 212L11 211L9 213L11 215H8L7 214L8 212H6L5 210H8V209L5 208ZM10 206L13 209H11ZM14 206L15 207L18 206L19 209L21 208L20 213L18 214L19 215L18 217L16 216L17 212H15L16 210L18 211V208L16 207L17 209L15 208L16 210L13 211L14 210ZM92 206L94 207L93 209L90 208ZM87 207H89L92 212L89 211L90 209L87 208ZM3 209H5V210H3ZM45 209H47L46 210V213L48 212L47 214L45 212L43 213V211H45ZM85 209H87L88 211L85 210ZM22 210L25 211L26 212L25 214H27L29 217L26 216V215H24L22 213L23 212ZM35 214H38V215H35ZM14 215H15V217H14ZM96 215L97 214H94V216H96ZM24 216H26V218ZM88 216L90 218V221L87 220V219H89V218H87ZM99 216L100 217H103V215H99ZM99 216H98V218H99ZM16 217L19 218V219H17ZM27 217H28V221L26 220ZM76 217L77 218L79 217L80 219L79 218L78 219L79 220H82V223L83 224H81V222L78 221L76 219ZM20 218H23V220L20 219ZM56 218H57V216H56ZM83 219L84 220H87L88 223L86 222V224H85L83 222ZM2 221L3 222L5 221V223H3ZM21 221H22L23 224L21 223ZM56 221H58V218H57ZM28 222L31 223L32 225H29V226L26 225L28 227H25L24 224L25 223L28 224ZM61 223H64V222H60L59 226H57L58 222L57 223L55 222V224H56V227L54 229L55 232H56V229H57V231L59 230V227L60 226L63 229V230L60 229L59 230L60 232H63L66 227L70 228L69 227L70 224H67L68 226H66V227H62V224ZM78 225H76V226H78ZM19 226H21L23 228H28V229L26 231V229H21V227H19ZM35 226L36 225L34 224V227ZM88 227L86 228L87 230L90 229V227L89 228ZM81 228H83V226ZM85 228H83V229H85ZM50 231H52V233L54 232L53 230H50ZM59 231L56 232V234L59 233ZM50 233L51 232H49L48 235H50ZM52 233H51V235H52ZM28 236H30V235H28ZM55 236L56 235H54L52 237L55 238ZM22 243L25 245L27 243V241L24 240ZM15 256H14L15 258L18 257V259L20 258V260L22 258V260H24L26 262L25 256L21 257L22 256L21 255L19 257V255L17 256L16 254H15ZM15 258H13V259H15ZM18 259L17 260L15 259V263H14V260H13V263L11 261H7V262H9V264H16V263L21 264L22 261H19ZM32 259L34 260V258H32ZM24 261H23V263H25ZM7 262L6 261L5 262L4 261H0V264H6Z\"/></svg>","mask_w":264,"mask_h":264}]
</instances>
